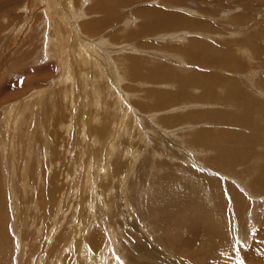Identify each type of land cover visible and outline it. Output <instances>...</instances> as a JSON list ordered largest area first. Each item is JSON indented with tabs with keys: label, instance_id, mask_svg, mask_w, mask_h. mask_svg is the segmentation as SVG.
Listing matches in <instances>:
<instances>
[{
	"label": "rangeland",
	"instance_id": "374dc122",
	"mask_svg": "<svg viewBox=\"0 0 264 264\" xmlns=\"http://www.w3.org/2000/svg\"><path fill=\"white\" fill-rule=\"evenodd\" d=\"M3 9L0 264H264V0Z\"/></svg>",
	"mask_w": 264,
	"mask_h": 264
},
{
	"label": "bare ground",
	"instance_id": "6f19581e",
	"mask_svg": "<svg viewBox=\"0 0 264 264\" xmlns=\"http://www.w3.org/2000/svg\"><path fill=\"white\" fill-rule=\"evenodd\" d=\"M13 0H0V12H5V10L3 9V6H5V7H9V5L11 4V2H12ZM17 1H19V0H17ZM244 3V2H243ZM63 4V3H62ZM245 5H246V3H245ZM244 5V6H245ZM242 6V5H241ZM55 7V6H54ZM31 9V8H30ZM63 9V8H62ZM31 11V10H30ZM58 11V10H57ZM92 13V12H91ZM62 14V13H61ZM246 15H247V13H246ZM250 15V13L248 14V16ZM237 16H239V15H237ZM242 16V15H241ZM33 17V16H32ZM31 17V18H32ZM184 17V16H183ZM254 17V16H253ZM55 18V17H54ZM249 18H250V16H249ZM255 18V17H254ZM183 19V18H182ZM187 19V18H186ZM238 19V18H237ZM248 19V18H247ZM252 19V18H251ZM179 20V19H178ZM239 20H243V19H238V21ZM250 20V19H249ZM119 21V20H118ZM234 21V20H233ZM50 22V21H49ZM61 21H55L54 23H56V24H54L53 25V29H57V30H60V29H62L63 28V23L61 22ZM198 22V21H197ZM46 23H47V20H46ZM66 23V22H65ZM181 24L182 22H178V24ZM186 23V22H185ZM184 23V24H185ZM199 23V22H198ZM51 24V23H50ZM61 24V25H60ZM163 24V23H162ZM188 24V23H187ZM196 24V23H195ZM202 24V23H201ZM189 25V24H188ZM180 26V25H179ZM190 26H191V23H190ZM194 27V26H193ZM239 27V26H238ZM70 28V27H69ZM74 29V28H73ZM62 31V30H61ZM150 31V30H149ZM196 32V31H195ZM199 32V31H198ZM59 33V32H58ZM58 33H56L57 34V37H58ZM151 33V32H150ZM199 34V33H198ZM55 38H56V36H55ZM174 39V38H173ZM197 39V38H196ZM64 40V39H63ZM61 41V40H60ZM193 41H194V39H193ZM192 42V41H191ZM59 44V43H58ZM78 46H80V45H78ZM234 46H235V44H234ZM240 47H242V46H240ZM244 47V46H243ZM206 48V47H205ZM204 48V49H205ZM199 49V48H198ZM236 49V48H235ZM242 49V48H241ZM58 50V49H57ZM61 54L63 53L62 52V50H61V47L59 48V50H58ZM171 51H173V50H171ZM182 51V50H181ZM185 51V50H184ZM200 51V50H199ZM187 52H188V50H187ZM197 52V51H196ZM58 53V52H57ZM182 53V52H181ZM184 53V52H183ZM189 53H191V52H189ZM202 54H204V53H202ZM190 55H193V54H190ZM237 55V54H236ZM5 56V55H4ZM7 56V55H6ZM197 56H199V55H197ZM86 57V56H85ZM206 57V56H205ZM2 58H4V57H2ZM84 58V57H83ZM190 58H192V57H190ZM194 58H195V56H194ZM193 58V59H194ZM204 58V56L202 57V59ZM247 58H248V55H247ZM202 59H200L201 60V62H202ZM206 60H208V58L206 57L205 58ZM195 61L197 60V59H194ZM249 60V59H248ZM0 61H1V59H0ZM189 62H190V60H189ZM198 62V61H197ZM194 63V62H193ZM200 63V62H199ZM203 63V62H202ZM239 63V62H238ZM191 64V63H190ZM210 64V63H209ZM241 64H242V62H241ZM195 65H196V63H195ZM197 65H200V64H198L197 63ZM206 65V64H205ZM209 67V66H208ZM212 68H214L215 69V67H212ZM248 68V67H247ZM96 69V68H95ZM217 70V69H216ZM234 70V69H233ZM240 70V69H239ZM228 71V70H227ZM164 72V71H163ZM231 73H232V71H230ZM234 72V71H233ZM235 72H237V71H235ZM214 73V72H213ZM212 74V73H211ZM237 74V73H236ZM235 74V75H236ZM243 74V73H242ZM200 76V75H199ZM210 77H211V75H210ZM214 77H215V75H214ZM207 78H208V75H207ZM196 79V78H195ZM211 79V78H210ZM187 80V79H186ZM193 80V79H192ZM223 80V79H222ZM216 81V80H215ZM237 81H239V80H237ZM187 82H189V81H187ZM222 82V81H221ZM225 82V81H224ZM226 82H227V80H226ZM217 83H218V85H219V82L217 81ZM216 83V84H217ZM230 83V82H229ZM248 83V82H247ZM222 85H223V83H221ZM239 84V83H238ZM237 84V85H238ZM226 85H228L227 83H226ZM225 85V86H226ZM204 86V85H203ZM235 86V85H234ZM251 86V85H250ZM242 87V86H241ZM204 88H206V87H204ZM227 88V87H226ZM243 88V87H242ZM3 89H5V88H3ZM2 90V89H1ZM3 91V90H2ZM16 91V90H15ZM14 91V92H15ZM225 91V90H224ZM2 93V92H1ZM6 93H8V92H6ZM238 93V92H237ZM3 94V93H2ZM9 94H11L10 92H9ZM14 94V93H13ZM1 95V94H0ZM233 95V94H232ZM232 95H230V96H232ZM2 96H4V95H2ZM239 96V95H238ZM8 97V96H7ZM7 97L6 98H4V99H7ZM235 97L237 98V96L235 95ZM9 98H10V96H9ZM243 98H245L244 96H243ZM251 99V98H250ZM9 100V99H8ZM220 100H221V98H220ZM223 100H228V99H223ZM3 101H5V100H3ZM229 101H231V100H228V103H229ZM242 101V100H241ZM2 102V101H1ZM162 102V101H161ZM232 102V101H231ZM223 103V102H222ZM226 103H227V101H226ZM233 105H234V103H233ZM256 105V104H255ZM223 108V107H222ZM24 111V110H23ZM122 111V110H121ZM6 113V112H5ZM124 113V112H123ZM240 113V112H239ZM247 114H249V113H247ZM98 117V116H97ZM20 118V117H19ZM95 118V117H94ZM161 121V120H160ZM244 122V121H243ZM12 123H15V121H13ZM12 126H14V124H12ZM0 127H1V129H0V132L2 133V140H3V137H4V134L6 133V131H7V133L9 132V128H8V122H7V120L6 119H4V121H2V123H1V125H0ZM243 127V126H242ZM244 129V128H243ZM199 137V136H198ZM204 137V136H203ZM200 139V138H199ZM198 139V140H199ZM5 141V140H4ZM8 141H9V137H8ZM8 141L6 142L7 144H8ZM247 141H249V140H247ZM246 141V142H247ZM254 142L253 140H250L249 142ZM257 141V140H256ZM198 142V141H197ZM206 142V141H205ZM3 144L4 146L6 145L7 146V144ZM2 146V145H1ZM4 146L2 147L3 149H4ZM5 146V147H6ZM196 147V146H195ZM7 148V147H6ZM107 148V147H106ZM198 151H200V150H198ZM7 152H8V148H7ZM3 153V152H2ZM1 153V154H2ZM0 154V155H1ZM264 155V154H263ZM2 156V155H1ZM0 156V157H1ZM8 156V155H7ZM1 159V158H0ZM3 161V160H2ZM6 163H8L7 161H6ZM111 163V162H110ZM119 165V164H118ZM121 166V165H120ZM4 168V167H3ZM120 169V168H119ZM1 169H0V174H1ZM118 172V171H117ZM119 173V172H118ZM124 174V173H123ZM1 179V178H0ZM235 198V197H234ZM240 205V204H239ZM242 208V207H241ZM246 211V210H245ZM242 217V216H241ZM264 230V229H263ZM193 232V231H192ZM261 232V231H260ZM196 234V233H195ZM262 234V232L258 235V236H260ZM97 237V236H96ZM196 238V237H195ZM259 238V237H258ZM98 239V238H97ZM93 240H95V239H93ZM130 245V244H129ZM139 248V247H138ZM146 251V250H145ZM143 252H144V250H143ZM249 253V252H248ZM123 256H124V254H123ZM112 264V263H111Z\"/></svg>",
	"mask_w": 264,
	"mask_h": 264
}]
</instances>
